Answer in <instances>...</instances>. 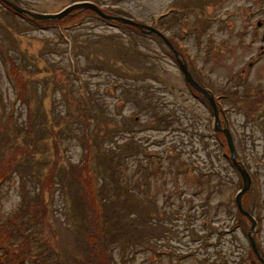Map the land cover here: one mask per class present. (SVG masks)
<instances>
[{"label":"rangeland","instance_id":"1","mask_svg":"<svg viewBox=\"0 0 264 264\" xmlns=\"http://www.w3.org/2000/svg\"><path fill=\"white\" fill-rule=\"evenodd\" d=\"M99 2L163 37L92 11L43 26L0 3V242L28 238L25 264H259L240 176L171 46L214 94L239 79L222 103L264 258V0Z\"/></svg>","mask_w":264,"mask_h":264},{"label":"water","instance_id":"2","mask_svg":"<svg viewBox=\"0 0 264 264\" xmlns=\"http://www.w3.org/2000/svg\"><path fill=\"white\" fill-rule=\"evenodd\" d=\"M5 2L9 3V4H12L11 2H9L8 0H4ZM76 7H83V8H91L93 9L94 11H96L97 13H99L100 15H103L105 17H108V18H114V19H117L123 23H127V24H131V25H134V26H138V27H141V28H147L148 31H155L158 35H161L158 31H156L155 29L149 27V26H146V25H142L140 23H137L129 18H125V17H121V16H110V15H106L105 13H103L97 6H95L93 3L91 2H86V1H82V2H75L71 5H69L68 7H66L65 9H63L62 11H60L59 13H56V14H38V13H33V12H29L32 16L34 17H39V18H50V17H61L62 15L66 14L69 10H71L72 8H76ZM17 10L19 11H23V9L19 8V7H16ZM179 62V65H180V68H181V71L183 72V75H184V78L190 83L192 84L195 88H197L198 90H200L205 96L208 97L209 101L211 102L212 104V108H213V113H214V119H215V123H216V128L217 129H221L218 125V115H217V110H216V107H215V104L211 98V96L209 94H207V92L202 89L201 87H199L197 85V83L195 81H193V79L191 78L189 72L187 71L186 67H185V64L182 63L180 60H178ZM225 135H226V138H227V143H228V146L230 148V158H231V161L232 163L234 164V166L238 169V171L240 172L241 176H242V179H243V186L242 188L237 192L236 196H235V201L237 203V206H238V209L239 211L247 216L252 225L251 227L249 228L248 230V236H249V239H250V242H251V245H252V248L254 250V252L256 253V255L258 256L259 260L264 263V260L263 258H261L258 254V251L256 249V246H255V243H254V239L253 237L251 236V230L253 229V226H254V219L251 217V215L246 212L243 208H242V205H241V195L243 193H245L247 191V189L249 188V185H250V177L248 175V173L246 172V170L241 166V164H239L238 161H236L235 157H234V148H233V143H232V139H231V135L229 133V131L227 130V128H223L221 129Z\"/></svg>","mask_w":264,"mask_h":264},{"label":"trees","instance_id":"3","mask_svg":"<svg viewBox=\"0 0 264 264\" xmlns=\"http://www.w3.org/2000/svg\"><path fill=\"white\" fill-rule=\"evenodd\" d=\"M76 1V0H72L71 2ZM93 2L100 4L99 0H92ZM48 22V21H45ZM5 172H1L0 175L4 174ZM0 226H2V223H0ZM28 238L25 237L24 242L23 243H19V244H11L9 243V241L6 239L5 242L3 243V239L0 242V264H25V260H22L20 258H18L15 253L13 252H17L19 253V255H21L23 257V259H25L27 257V255H22L23 252L25 253V250L23 249V245L24 243H27ZM13 243V241H12ZM17 245H21L22 246V250L17 249L14 246ZM28 248V246H26Z\"/></svg>","mask_w":264,"mask_h":264}]
</instances>
